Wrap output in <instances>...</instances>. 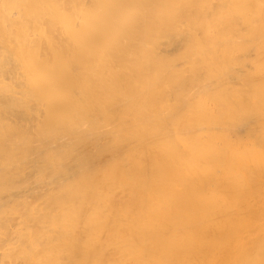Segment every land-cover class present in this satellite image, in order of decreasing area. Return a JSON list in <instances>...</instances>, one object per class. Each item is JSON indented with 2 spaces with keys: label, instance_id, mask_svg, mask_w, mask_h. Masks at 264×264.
Segmentation results:
<instances>
[{
  "label": "bare ground",
  "instance_id": "bare-ground-1",
  "mask_svg": "<svg viewBox=\"0 0 264 264\" xmlns=\"http://www.w3.org/2000/svg\"><path fill=\"white\" fill-rule=\"evenodd\" d=\"M0 264H264V0H0Z\"/></svg>",
  "mask_w": 264,
  "mask_h": 264
}]
</instances>
